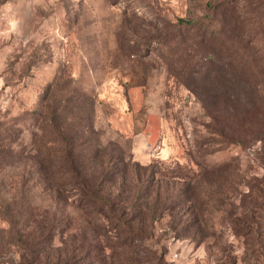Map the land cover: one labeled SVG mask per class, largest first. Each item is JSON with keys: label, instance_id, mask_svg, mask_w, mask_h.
I'll return each instance as SVG.
<instances>
[{"label": "rangeland", "instance_id": "rangeland-1", "mask_svg": "<svg viewBox=\"0 0 264 264\" xmlns=\"http://www.w3.org/2000/svg\"><path fill=\"white\" fill-rule=\"evenodd\" d=\"M0 264H264V0H0Z\"/></svg>", "mask_w": 264, "mask_h": 264}, {"label": "trees", "instance_id": "trees-1", "mask_svg": "<svg viewBox=\"0 0 264 264\" xmlns=\"http://www.w3.org/2000/svg\"><path fill=\"white\" fill-rule=\"evenodd\" d=\"M183 25L189 26L192 22L191 21H180ZM85 140V139H84ZM83 140V141H84ZM81 142V144H76V147L67 144L61 149H51L53 157H59L64 159V163L61 164V169L67 170L68 178H65L63 181L64 185H76L79 186L81 182L79 181L82 171H83V163L81 162L84 158V150H82V146H85V142ZM49 171V168L46 169ZM86 180V177L83 178V181ZM81 196L87 202H94L98 203L100 207H104L109 205L107 199H103V197L99 196V194L94 190L91 189L89 186H84L81 190ZM112 206H110L111 208Z\"/></svg>", "mask_w": 264, "mask_h": 264}]
</instances>
